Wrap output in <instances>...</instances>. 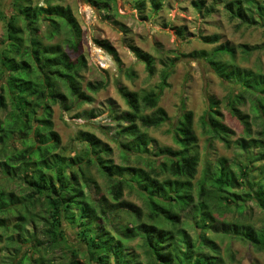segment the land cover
Returning a JSON list of instances; mask_svg holds the SVG:
<instances>
[{
	"label": "trees",
	"instance_id": "obj_1",
	"mask_svg": "<svg viewBox=\"0 0 264 264\" xmlns=\"http://www.w3.org/2000/svg\"><path fill=\"white\" fill-rule=\"evenodd\" d=\"M86 1L109 8L107 0ZM151 1L155 10L163 5L160 0ZM219 1L232 20L264 26V0ZM193 5L200 11L206 8L205 0H196ZM215 9L211 5L207 12ZM13 10L5 22L0 48V112H6L4 117L0 115V237L18 252L28 244L19 264H53L44 254L34 258L30 252L59 247L70 249L66 264H145L138 254L129 256V240L137 236L160 264H226L218 236L222 240L240 239L264 252V220L261 225L254 223L245 206L254 201L264 212V74L240 67L235 46L222 43L210 53L198 50L189 56L204 59L224 81L239 85L227 106L243 125V135L232 138L231 128L217 110L220 101L213 97L202 123L212 140L242 149L241 159L223 155L215 161L206 158L199 169L203 160L197 149L194 112L187 109L184 100L169 128L176 147L158 144L147 133L146 129L161 127L171 119L159 106L168 86V67L149 92L119 86L129 110L118 117L115 135L123 161L117 163L113 148L89 130H79L73 139L79 148L68 154L61 151L64 148L54 127L53 105L59 103L68 112L77 105L91 104L95 94L107 86L97 81H87L84 86L82 71L89 68L85 56L79 54L74 60L63 44L50 42L63 27L66 46L80 50L82 29L72 9L50 0L45 5L15 0ZM3 16L0 13V18ZM202 39L215 43L219 38ZM95 42L120 61L112 43L106 39ZM129 47L154 75L155 56L135 44ZM240 47L244 53L259 48ZM180 59L176 56L170 68ZM246 93L257 103L261 130L256 135L250 114L240 108ZM81 116L76 113L74 117ZM88 116L96 117L93 110ZM151 143H156L154 150ZM98 177L108 185L109 197L103 194L97 200L88 189L94 186L98 194L101 192ZM18 179L16 190L7 187ZM126 189L143 200L146 212L124 198ZM121 212L131 218L128 223L120 224L116 219ZM65 222L84 248L69 244ZM192 225L194 235L188 230Z\"/></svg>",
	"mask_w": 264,
	"mask_h": 264
},
{
	"label": "rangeland",
	"instance_id": "obj_2",
	"mask_svg": "<svg viewBox=\"0 0 264 264\" xmlns=\"http://www.w3.org/2000/svg\"><path fill=\"white\" fill-rule=\"evenodd\" d=\"M14 1L0 0V13L6 17L0 18V48L4 45L5 22L14 11ZM50 1L53 4L70 7L82 29L79 51L68 48L64 43L67 34L64 33L66 29L63 27L50 42L63 44L74 60L79 54L85 56L89 68L82 71L84 86L87 81L107 83L105 88L95 94V101L91 104L77 105L68 112L64 111L59 103L53 105L54 127L61 135L62 147L64 148L61 151L68 154L71 149L79 148L73 139L79 130H89L96 133L113 148L112 155L115 161L121 163L123 160L115 131L118 125V117L128 111L129 106L119 93V86L140 93L149 92L160 83L162 70L169 67L168 86L165 87L159 106L168 112L171 119L161 127L146 129L147 133L158 144L176 147L169 128L176 121L180 105L184 100L187 109L194 112V127L199 137L197 149L203 160L199 169H202L206 158L215 161L217 156L223 155L230 159L236 157L241 159L242 149L227 147L219 140H212L202 123L203 116L209 108V98L213 97L220 101L217 110L220 111V118L223 122L231 128L232 138L236 139L243 135V125L231 114L227 106L228 98L233 93L235 95L238 93L239 85L224 81L211 70L204 59H195L196 55H192V57L189 54L198 50H206L210 53L222 43L230 44L237 49L236 63L240 67L253 69L264 74V26L241 25L238 19L232 20L219 0H205L206 8H203L202 11L193 5L196 0H160L163 5L159 10L152 7L151 0H144L145 4L143 5V0H107L109 2L108 9L103 7V3L96 5L86 0ZM31 2L32 5H45L47 0H31ZM211 5L215 6L216 9L212 13H208L207 9ZM42 26L44 30V23ZM35 33L33 32L32 36H35ZM215 35L219 38L215 43H209L202 39L205 36ZM96 39H106L112 43L119 53L120 61H116L112 55L99 47L95 42ZM129 44H135L155 56L157 72L154 75L149 74L145 63L136 57ZM242 44H247L250 47L259 46V48L250 50V53H244L240 47ZM176 56H180L181 59L174 67L170 68ZM73 100V97L69 99L72 102ZM256 104L255 97L246 93V102L240 105L244 112L250 114L252 133L255 135L261 130ZM91 110L94 111L96 117L88 116ZM76 113H80L82 116L74 117ZM5 114L6 112H0L3 117ZM18 145L20 144L18 143ZM150 148L154 150L156 143H151ZM94 174L97 176L96 172ZM199 177L200 174L197 178ZM18 182H20L19 179L11 181L7 187L16 190L19 185ZM98 182L101 186L99 194L94 186H90L88 189L91 190L93 197L97 200L103 194L109 197L108 185L105 184L104 178L98 177ZM124 193L125 199L141 207L143 212L147 211L139 196L129 189H126ZM255 204L254 201L245 203L246 215H249L248 218L252 219L254 223L261 225L264 220V212ZM116 217L120 224H126L131 219L125 212L119 213ZM182 217L183 220L187 219L185 214ZM144 219L147 217L144 216ZM11 220L15 222L16 218ZM63 228L71 246L84 248V243L80 241L69 223L65 222ZM193 228L192 225L188 230L194 235L195 230ZM112 229L116 233L120 232L118 228ZM216 239L221 244L222 255L226 264H264V252L258 251L251 244L230 237L222 240L218 236ZM128 245L131 248L129 250L130 257L138 254L145 264H160L151 257L150 250L141 237L137 236L130 239ZM27 247L28 244L23 245L22 252H18L13 246L6 244L5 238L0 237V248L2 249L0 264H19L22 253L27 252ZM40 253L33 254L30 252L34 258L44 254L53 264H66L67 258L71 254L70 249L65 247ZM80 259L84 261L83 258ZM24 264L29 263L25 262Z\"/></svg>",
	"mask_w": 264,
	"mask_h": 264
}]
</instances>
